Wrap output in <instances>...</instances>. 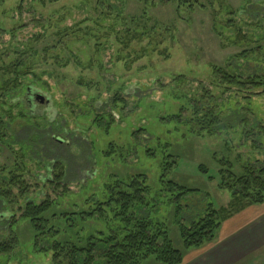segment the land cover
Masks as SVG:
<instances>
[{
	"label": "rangeland",
	"instance_id": "374dc122",
	"mask_svg": "<svg viewBox=\"0 0 264 264\" xmlns=\"http://www.w3.org/2000/svg\"><path fill=\"white\" fill-rule=\"evenodd\" d=\"M192 1L197 3L0 0V165L7 167L0 181L15 164L26 167L28 200H54L66 187L75 196L64 207L81 210L93 194L103 197L107 183L142 174L150 200L141 214L165 223L175 246L185 252L184 264H202L220 246L229 249L247 226L244 219L249 225L253 221L235 215L216 240L184 249L180 225L196 220L208 202L220 208L231 201V191L220 186L219 161H230L233 172L241 174L244 166L264 160V151L252 146L254 140L264 143V135H256L264 124V96L236 87L223 93L213 77L215 67L244 78L264 74V0H226L217 12L201 6L212 0ZM246 50L250 53L240 56ZM30 87L40 89L34 113L23 104ZM203 88L214 94L209 102L224 104L226 112L250 106L248 128L254 134L245 136L246 125L235 123L199 132V126L186 123L191 111L180 124L170 119L186 97L202 98ZM48 129L64 142L48 136ZM60 169L64 179L58 187L54 174ZM167 180L198 189L180 200L181 211L168 200ZM11 190L16 199L3 209L19 217L25 200L19 187ZM94 224L89 221L87 232L104 227ZM251 227L261 235V245L235 264H264V226ZM7 228L0 223V238L15 235ZM14 231L19 246L0 255V264H55L51 252L37 251L30 222L20 221ZM143 264L164 263L150 258Z\"/></svg>",
	"mask_w": 264,
	"mask_h": 264
},
{
	"label": "trees",
	"instance_id": "16d2710c",
	"mask_svg": "<svg viewBox=\"0 0 264 264\" xmlns=\"http://www.w3.org/2000/svg\"><path fill=\"white\" fill-rule=\"evenodd\" d=\"M178 1H180V5L183 2L184 5L187 2H191V5L197 3L192 0ZM225 2L226 0H212L209 3L201 4V6L217 12L216 7ZM248 53L250 52L247 50L243 51L240 56H245ZM213 77L216 87L222 89L223 93L236 87L237 91L246 93H250L249 90L254 89L258 91V93L253 92L254 94L264 96V74H249L244 78L239 73L229 72L228 68L215 67ZM32 90L35 88L28 89L23 98V104L30 107V112L34 113L35 111L32 109L34 102H30L29 98ZM213 95L211 90L203 88V93L200 96L208 98L207 100L195 96L186 97L182 109L178 113L170 115V119H174L180 124L183 114L186 111H191V118H186L188 122H185L199 126V132L214 133L217 129H225L224 127L226 129L233 128L235 127L233 123H235L236 125H246L247 128L245 127L243 131L245 136L249 137L254 134L253 127L248 128L252 123L249 119V115L252 114L250 106L230 108L229 112H226L224 104L219 105L212 100L209 102V98L212 99ZM1 124L0 137L3 133ZM258 130L256 134L258 137L264 135V124H260ZM192 131L194 132V130ZM46 132L56 142H64L60 137L54 136L52 130L48 129ZM40 144H38L39 147H42ZM252 146L264 151L263 142L254 140ZM219 163L222 165V169L217 172L220 186L231 191V201L228 206L220 208L215 207L212 202H208L203 213L196 220L188 225L184 223L180 225L185 251L213 242L217 239L225 220L248 206L264 203V160L262 162L257 160L254 164L244 166L241 174L233 172V164L230 161L222 159ZM15 165L5 176V179L0 181V204L2 205L0 223L3 222L8 226L7 229L10 232L15 233V235L10 233L11 236L0 238V255L11 254L15 251L19 246V237L14 228L20 221H28L34 231V245H36L37 251L51 252L55 264H95L97 259H102L105 264H143L150 258L164 264H182L184 262L185 252L175 246L165 223L156 217L153 219L141 214L150 200L148 199L149 187L142 174L135 175L128 181L121 179L107 183L102 198L93 194L91 198H87L90 200L89 206L78 210L76 209L78 205H74L75 208L72 206L71 209L64 207V204L72 201L75 196L73 193L67 194L69 191L66 187L54 200L45 199L39 203L28 200L31 185L25 179L26 167ZM0 168V172L7 169L3 165H0ZM55 168L57 169V165L54 166V170ZM199 169L205 174L209 172V169L204 165H201ZM1 173L3 174V172ZM55 173L54 182L59 187L64 179V173L62 169L59 173L56 171ZM48 177L49 180L52 178V176ZM163 177L165 179L166 175L164 174ZM50 182L54 184L52 180ZM14 186L19 187L18 195L25 200V206L20 207L22 213L19 217L13 216L11 212L3 209V207H7L4 206L7 200L16 199L11 190ZM165 186H168V200L176 202L177 211L182 210L179 202L183 197L189 193L198 192V189L178 186L172 180H167ZM156 206L154 205L155 208ZM90 220H94V225L102 222L104 227L87 232ZM91 225L92 223H90ZM41 241L47 242V245H43Z\"/></svg>",
	"mask_w": 264,
	"mask_h": 264
},
{
	"label": "crops",
	"instance_id": "0c3cea01",
	"mask_svg": "<svg viewBox=\"0 0 264 264\" xmlns=\"http://www.w3.org/2000/svg\"><path fill=\"white\" fill-rule=\"evenodd\" d=\"M235 215H240L239 217H243V216L245 217L247 215H250V217L247 218H253V221H251L250 225H249L250 222L248 223L249 220L244 219L246 221L247 226H245L243 231H241V233L237 235L239 240L244 238V241L240 242L237 241L238 239L234 240L232 241L231 245H228L229 249L226 250L224 249V247L220 246L219 247L220 249L214 251L212 253V257H210L209 259H207V256L205 255L204 259L206 260L205 263L202 264H235L236 261H240L239 259L246 256L250 250L259 248V246L261 245L260 244L261 235L257 236L255 234V231L251 229L252 228L251 226H259V225L264 226V203L248 206L244 210L240 211ZM235 215L225 220L221 228L225 227V224L231 219H233ZM240 230L242 229L237 228V231ZM257 237L259 238V240L255 241Z\"/></svg>",
	"mask_w": 264,
	"mask_h": 264
},
{
	"label": "flooded vegetation",
	"instance_id": "af4514ba",
	"mask_svg": "<svg viewBox=\"0 0 264 264\" xmlns=\"http://www.w3.org/2000/svg\"><path fill=\"white\" fill-rule=\"evenodd\" d=\"M38 93H39V89L32 90L31 95L29 97L30 98V102L31 101L34 102V100H35L36 96L38 95ZM32 104H34V103H32ZM33 106L35 108V105H32V109H34ZM46 111H49V110H46Z\"/></svg>",
	"mask_w": 264,
	"mask_h": 264
}]
</instances>
